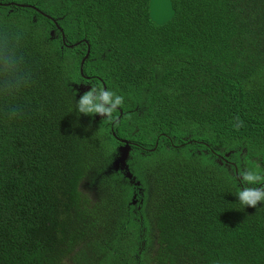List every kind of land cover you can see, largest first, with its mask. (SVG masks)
<instances>
[{
  "label": "trees",
  "instance_id": "obj_1",
  "mask_svg": "<svg viewBox=\"0 0 264 264\" xmlns=\"http://www.w3.org/2000/svg\"><path fill=\"white\" fill-rule=\"evenodd\" d=\"M149 1L0 0L33 80L0 97V264H264V202L235 195L264 174V0H172L163 25ZM81 83L125 98L112 121L77 115ZM118 138L148 148L133 181Z\"/></svg>",
  "mask_w": 264,
  "mask_h": 264
},
{
  "label": "clouds",
  "instance_id": "obj_2",
  "mask_svg": "<svg viewBox=\"0 0 264 264\" xmlns=\"http://www.w3.org/2000/svg\"><path fill=\"white\" fill-rule=\"evenodd\" d=\"M22 33L9 29L0 30V97H15L32 83V73L26 67L23 54L20 52ZM125 98L111 89L99 86L91 88L75 100L77 115H100L112 121L113 113L124 105ZM8 115L16 118L22 115L17 107H11ZM236 128L243 126L239 117ZM240 181L246 185L235 195L243 207L256 208L264 202V174L258 170L246 169L239 174Z\"/></svg>",
  "mask_w": 264,
  "mask_h": 264
},
{
  "label": "water",
  "instance_id": "obj_3",
  "mask_svg": "<svg viewBox=\"0 0 264 264\" xmlns=\"http://www.w3.org/2000/svg\"><path fill=\"white\" fill-rule=\"evenodd\" d=\"M19 6H26L24 4H17ZM176 14V9L174 8L173 1L172 0H150L149 1V15L151 20L157 24V25H163L165 23H168ZM55 22L56 20L53 19ZM61 30V29H60ZM63 32V31H62ZM51 35H54V30L51 31ZM63 40L65 39L64 33L62 34ZM72 46V45H69ZM90 53V46L88 45L87 53L85 57L82 60V65H81V72L83 73V64L85 62V59L88 57ZM77 91H87L86 88H90V86H87L85 84H79L76 85ZM84 88V89H83ZM104 88H106L104 86ZM122 113V111H121ZM100 115H96V119H99ZM123 144L119 146L117 156L114 158L109 170H116L118 171L119 169L121 170H128L125 173V177H128L132 181L133 179V174L129 170L128 166V159L130 156V152L132 150V143L128 140H122ZM140 184L139 181L136 182V185L138 186ZM135 203V201H133Z\"/></svg>",
  "mask_w": 264,
  "mask_h": 264
},
{
  "label": "flooded vegetation",
  "instance_id": "obj_4",
  "mask_svg": "<svg viewBox=\"0 0 264 264\" xmlns=\"http://www.w3.org/2000/svg\"><path fill=\"white\" fill-rule=\"evenodd\" d=\"M82 84V83H81ZM86 85V84H85ZM76 86V85H75ZM87 86H89V85H87ZM90 89V88H89ZM88 89V90H89ZM79 96V95H78ZM122 140H127V139H122V138H118V141L120 142V144H119V146L120 145H122L123 144V142H122ZM129 141V140H128ZM132 143V142H131ZM119 146H118V148H119ZM132 147H136V148H138L137 150H134L133 148H132V150L131 151H133L134 150V155H131V152H130V156H129V159L131 158H133L135 155H137L138 153H143V151H145V150H148V148L145 146V145H138V143H136V142H134V143H132ZM129 159H128V166H129V170L131 171V168H130V164H129ZM128 170H122L121 172H123L122 174H125L126 172H127ZM124 176V175H123ZM139 192V191H138ZM134 201H142L143 199H141V196H140V198L138 197V194H137V190L136 189H134ZM138 197V198H137Z\"/></svg>",
  "mask_w": 264,
  "mask_h": 264
},
{
  "label": "rangeland",
  "instance_id": "obj_5",
  "mask_svg": "<svg viewBox=\"0 0 264 264\" xmlns=\"http://www.w3.org/2000/svg\"><path fill=\"white\" fill-rule=\"evenodd\" d=\"M84 89V88H83ZM89 89V88H86V90ZM85 91L81 92V91H78V95H82Z\"/></svg>",
  "mask_w": 264,
  "mask_h": 264
}]
</instances>
